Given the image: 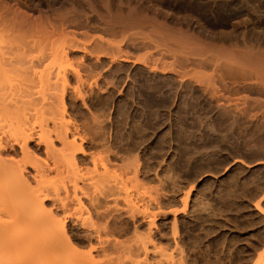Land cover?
Wrapping results in <instances>:
<instances>
[{
  "label": "bare ground",
  "instance_id": "obj_1",
  "mask_svg": "<svg viewBox=\"0 0 264 264\" xmlns=\"http://www.w3.org/2000/svg\"><path fill=\"white\" fill-rule=\"evenodd\" d=\"M123 1L0 0V264L147 255L119 240L154 216L121 207L137 178L124 156L98 135L91 152L95 99L130 97L146 125L171 121L172 141L232 121L264 134V0Z\"/></svg>",
  "mask_w": 264,
  "mask_h": 264
},
{
  "label": "rangeland",
  "instance_id": "obj_2",
  "mask_svg": "<svg viewBox=\"0 0 264 264\" xmlns=\"http://www.w3.org/2000/svg\"><path fill=\"white\" fill-rule=\"evenodd\" d=\"M130 1H123L122 9ZM118 96L95 99L104 108L91 112V119L99 122L91 128V152H101L93 145L99 136L111 152L124 156L120 165L137 170V178L125 182L121 207L136 209L139 224L154 216V225L150 234L141 223L138 232L131 230L134 234L119 239L132 240L128 244L141 239L147 255L140 248L124 250L110 255L112 264H258L260 259L264 264V134L247 123L222 126L215 117L217 134L172 141L175 128L170 120L146 125L135 113L134 101ZM67 115L73 122L79 118ZM31 123L27 121V129ZM146 138L150 140L142 141ZM129 218L124 222H131ZM88 243L82 241L79 252L94 244Z\"/></svg>",
  "mask_w": 264,
  "mask_h": 264
}]
</instances>
